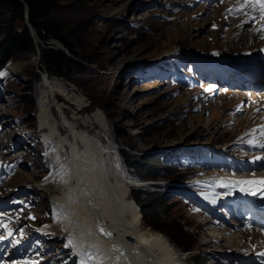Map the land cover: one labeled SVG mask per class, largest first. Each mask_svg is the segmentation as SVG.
<instances>
[{
  "label": "rangeland",
  "instance_id": "374dc122",
  "mask_svg": "<svg viewBox=\"0 0 264 264\" xmlns=\"http://www.w3.org/2000/svg\"><path fill=\"white\" fill-rule=\"evenodd\" d=\"M51 1V18L77 44L86 60V72L75 73L71 79L50 75L42 69L37 51L11 59L0 71V116H8L20 127L15 138L18 144L13 145L7 133L11 129L0 121V236L4 237L0 243L6 242L0 248L11 250L13 264H63L56 259L59 250L52 249L47 240L49 234L64 232L59 222L60 229L53 228L58 205L53 186L45 183L59 179L60 167L54 161L58 149L44 145L39 129V102L51 90L44 75L66 94L83 96L84 104L79 106L65 92L54 91L63 112L77 127L98 135L102 146L118 156L127 179L142 184L128 187L144 224L154 231L162 226L167 233L159 232L170 239L184 264L264 263L254 257L264 254L261 218H251L253 209L244 215L240 211L233 214L241 205L232 209L220 201L208 205L206 192L195 185L203 182L194 179L232 174L228 167H243L239 174L256 178L264 171L260 168L263 159L253 161L255 156L264 158V150L261 153L260 146L247 142H257L256 138L246 137L264 122V91L254 90L263 85L245 69L233 73L225 68L264 51L261 16L250 17L247 11L234 9L239 1L233 0L225 1L230 4L223 0ZM34 44L36 50L44 46L41 39ZM188 51L196 52L201 60ZM219 56L231 60H221L225 67L211 62ZM10 64L18 70L9 69ZM250 79L257 84L250 86L252 90ZM29 98L35 99L34 107L27 104ZM52 107L58 117L54 102ZM99 118L105 125L99 126ZM116 127L122 130V139L116 137ZM61 131L63 136L69 133L66 127ZM32 146L44 154L30 153ZM117 148L130 157L127 164L122 163ZM188 194L204 200L196 202ZM155 199L160 203L155 204ZM215 213L217 218H213ZM29 222L37 230L44 226H36L49 224L37 233Z\"/></svg>",
  "mask_w": 264,
  "mask_h": 264
},
{
  "label": "bare ground",
  "instance_id": "6f19581e",
  "mask_svg": "<svg viewBox=\"0 0 264 264\" xmlns=\"http://www.w3.org/2000/svg\"><path fill=\"white\" fill-rule=\"evenodd\" d=\"M238 1L234 9H239V6L245 3V0ZM249 3H255V0H249ZM258 7L260 8L258 4L255 8L245 6L242 10L250 13V17H257L262 15L261 10L257 11ZM228 13L230 14V12ZM28 14V6L26 5L25 23L28 28L34 30L32 31V36L38 42L40 37L29 22ZM261 22L262 26H264V19H261ZM262 26L259 32L261 34L264 31ZM262 49L258 50L261 53H253L252 55L258 59L256 60L258 62L264 59V51L262 52ZM223 58L226 57L219 56L215 61L211 62L222 65L221 60ZM35 61L37 62V60ZM251 61H255V59L248 57V59L231 63L230 67L222 66L227 70L232 69L233 73H235L244 68H252ZM9 69L18 70L16 64H10ZM260 80H258L259 83L261 82L264 85V82H262L264 76H260ZM43 81L50 83L51 90L48 91L49 94L42 93V99L39 102V129L41 135H43L42 142L44 145L51 144L58 149L54 151V161L60 167V170L57 171L59 179H54L52 182L46 180L45 183L53 186V190H55L53 199L56 207L58 205V209L54 213L53 219L55 222H59L62 231L68 236V242L70 239L72 240L70 245L80 254H83L84 259L82 261H86V264H184L175 248L169 242L170 239L165 234L154 231L144 224L139 206L133 201L128 187L134 184L135 186L142 184L137 183L135 180L127 179L124 172L121 171L122 165L118 156L110 147L106 149L102 146V141L98 135L92 136L89 132L80 130L77 127L78 123L67 116L65 111L63 112L54 91L59 92V94L62 92L66 94V90L61 85L54 84L48 77L44 76ZM51 91L53 101L50 96ZM70 94L67 93L65 96L69 99H76V103L79 106L84 104L82 95ZM126 99L128 100V97ZM9 101L11 102V100L6 102L10 103ZM52 102H54L58 117L62 121L52 113ZM89 119L85 118L84 121L90 122ZM0 121L3 122L5 127L11 129H7V133L10 136L9 139L12 140L11 143L14 142L13 145L18 144V140H15V138L18 133L20 134V127L8 116H0ZM99 122V126L105 125L103 119L99 118ZM62 127H66L69 130L66 136L61 133ZM260 128L257 127L256 132H249L246 137H254L257 142L264 141V135L260 133ZM257 130L259 131L257 132ZM263 141L262 143H264ZM67 145L69 146V151L66 153L64 149H67ZM28 150L30 153L42 152L44 154V150H40L37 147L33 148L32 146ZM258 150L262 153L264 146H260ZM260 168L261 170L264 169L262 166ZM257 175H260V177L256 178L255 175H244L243 173H238L237 175L215 173L194 179L195 181L201 180L203 182L202 186L208 187V190L215 191L214 194L206 192V197L210 201L246 204L253 209L251 218L255 220L256 216L260 217L261 220L259 222L264 225V171ZM249 180H254L255 185L251 187L249 184L235 183ZM225 184L229 186H223ZM242 188H248L250 191H241ZM252 191L257 194L249 198L248 195ZM45 227H43L44 230L47 229ZM101 228L105 232L111 233V235L108 236L101 232ZM214 240L213 238L212 241Z\"/></svg>",
  "mask_w": 264,
  "mask_h": 264
},
{
  "label": "trees",
  "instance_id": "16d2710c",
  "mask_svg": "<svg viewBox=\"0 0 264 264\" xmlns=\"http://www.w3.org/2000/svg\"><path fill=\"white\" fill-rule=\"evenodd\" d=\"M26 5L28 6L29 22L44 42V46L39 47V60L42 69L50 75L66 79H71L75 73H85L86 60H84L82 52L77 51V44L70 40L69 36L62 32L60 25L51 18V0H0V71L7 62L17 56L30 52L36 54L33 36L25 23ZM17 22L20 23V27L16 26ZM50 39L59 41L64 49L56 47L49 41ZM37 73L40 74V72ZM38 75L34 73V80L38 79ZM30 87L29 85L27 91ZM27 104L30 108L34 107L35 99L29 98ZM114 132L117 138L124 137L120 128L116 127ZM117 151L122 157V163L127 164L130 157L126 151L123 148L120 150L117 148ZM158 203L160 200L155 199V204ZM147 210L149 208L144 209V213ZM144 217H146L145 214H143ZM156 229L166 232L162 226L156 227ZM182 247L189 248L188 245Z\"/></svg>",
  "mask_w": 264,
  "mask_h": 264
},
{
  "label": "snow or ice",
  "instance_id": "6c2138e0",
  "mask_svg": "<svg viewBox=\"0 0 264 264\" xmlns=\"http://www.w3.org/2000/svg\"><path fill=\"white\" fill-rule=\"evenodd\" d=\"M257 4L260 6V10H261V12H262V15H261L260 19H264V0H255V3H249V0H245V3H244V4H241V5L239 6V9H237V10H242L245 6H249V7H253V8H255ZM229 11L231 12V11H233V9H229ZM262 27H264V26H262ZM252 132H256V129H253ZM260 133H261L262 135H264V126H261V128H260ZM247 142H248L249 144H254V143H256L255 140H249V141H247ZM254 159H255V160H261V159H264V158H262V157H255ZM46 179H47V178H46ZM235 183H238V184H250V183H253V182H252V181H237V182H235ZM223 186L227 187V186H229V185L225 184V185H223ZM241 191H250V189H248V188H242ZM252 194H253V195H256L257 193H256V192H252ZM100 231H101V232H104V233H105L106 235H108V236L111 235V233H107V232H105V230H104L103 228H101ZM9 235H11V233H9ZM0 239H4V237L0 236ZM71 243H72V240L70 239V240H69V244H71ZM81 264H86V261H81Z\"/></svg>",
  "mask_w": 264,
  "mask_h": 264
},
{
  "label": "water",
  "instance_id": "95a60500",
  "mask_svg": "<svg viewBox=\"0 0 264 264\" xmlns=\"http://www.w3.org/2000/svg\"><path fill=\"white\" fill-rule=\"evenodd\" d=\"M29 29V31H30V34L32 35V31H34L33 29H31V28H28ZM36 40H34V42H35ZM51 43L52 44H54V45H56V47H58V48H61V49H64V47L62 46V44L61 43H59L58 41H51ZM37 59H39V52H40V49L37 47ZM40 72V71H39ZM41 73V72H40ZM45 77H46V75H44Z\"/></svg>",
  "mask_w": 264,
  "mask_h": 264
}]
</instances>
